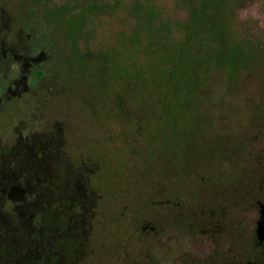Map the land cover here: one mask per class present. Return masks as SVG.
<instances>
[{
    "label": "rangeland",
    "instance_id": "1",
    "mask_svg": "<svg viewBox=\"0 0 264 264\" xmlns=\"http://www.w3.org/2000/svg\"><path fill=\"white\" fill-rule=\"evenodd\" d=\"M147 1L0 0V87L23 42L32 88L0 100V247L30 254L0 264H264V63L217 68L187 3ZM236 6L264 42V0Z\"/></svg>",
    "mask_w": 264,
    "mask_h": 264
},
{
    "label": "trees",
    "instance_id": "2",
    "mask_svg": "<svg viewBox=\"0 0 264 264\" xmlns=\"http://www.w3.org/2000/svg\"><path fill=\"white\" fill-rule=\"evenodd\" d=\"M241 1L243 0H236V2H234V0H178L181 5L187 3V7L189 8L188 20L183 23H176V25H174V28L182 32L181 38L183 40L193 39V41H198L200 43L202 41H205L207 42V45L220 44L222 41H226L223 47L217 52L211 53L209 50L206 49L208 53V55L205 54L206 58L209 61L213 62L217 68L219 67V69H224L222 67H224L225 58H228L229 61L226 68L231 65L235 66V64L240 63L241 58H243L242 62L244 59L247 63L249 61H255L256 59H261L264 63L263 40L253 38L252 35L250 39V34L242 33L239 35L238 33H236L235 29H232L233 27L230 24L231 21L227 20V18H229V15L231 16L234 11L233 9L229 10V8L237 7L236 5H238ZM147 2V7L140 4L143 10L144 7H152L149 4L151 1L149 0ZM155 19L156 14H149L147 16L146 23L149 26H152L154 24ZM188 26H190V28ZM172 29L173 28L167 29L165 27V30L168 32H164L163 27L160 28V30L164 34L170 33ZM202 34H204V36H202ZM237 34L239 36H237ZM196 38H198V40H196ZM202 38L204 40H201ZM197 50L198 49H192V57L196 58L199 55L200 51L198 50V52ZM44 244V242L39 241V244L34 245L36 247H33V249H38L39 247L37 246H41ZM256 246L258 248L259 244L257 243ZM8 247H0L1 259H6L7 261L17 263L19 262V258L22 257L23 261L24 257L28 258L30 256V254L28 255L29 250H27L26 248L22 249L21 252H18L19 249H14L11 252L7 250ZM24 254H26V256H24ZM38 256L41 258H38ZM38 256L34 257L36 262L40 260L41 262H44V264H47L48 261L46 257L48 256V253L43 252L42 254H38ZM27 261H30V259H27Z\"/></svg>",
    "mask_w": 264,
    "mask_h": 264
},
{
    "label": "flooded vegetation",
    "instance_id": "3",
    "mask_svg": "<svg viewBox=\"0 0 264 264\" xmlns=\"http://www.w3.org/2000/svg\"><path fill=\"white\" fill-rule=\"evenodd\" d=\"M21 44L22 45H20V47L22 48V52H20V53H18V55H13V57H11V59L10 60H12V64H14L16 67H17V71H8V73H9V75H11L12 73H13V76L11 75V79L13 78L14 79V75H16L17 77H18V79H17V81H15V80H13L12 79V81H10V83L12 84L11 85V88H9V87H7V89L5 90L4 88H2V87H0V88H2L1 89V92H0V97L2 96H4L5 94H7L8 93V91L10 90H21V91H23V92H26V93H29L30 92V89H32V88H29L28 86H26V85H24V79H25V76L28 74V73H31V70H29V71H26V70H22L21 68H22V63H21V60L20 59H23L24 57H23V54L25 53L24 52V49H23V47H24V43L23 42H21ZM26 54V53H25ZM4 56V55H3ZM4 57H6V56H4ZM4 59H6V58H4ZM3 61V60H2ZM1 61V62H2ZM13 61H14V63H13ZM13 65V66H14ZM20 65H21V68H20ZM12 66V67H13ZM35 73V76H36V78H35V83H37V81H39V79H40V77L42 76V72L41 71H36V72H34ZM33 73V74H34ZM6 75V77H7V79L9 80L10 78L8 77V75L7 74H5ZM15 81V82H14ZM20 82V83H19ZM18 83V84H17ZM23 83V84H22ZM34 83V84H35ZM33 84V85H34ZM33 85H32V87H33ZM28 87V88H27ZM25 88V89H24ZM9 91V92H10ZM15 93V92H14ZM16 95H17V93H15ZM2 97L0 98V100L2 99ZM16 147V146H15ZM15 147L12 149L13 150V152L16 150L15 149ZM12 150L11 151H9L10 153H13L12 152ZM0 152H1V157H0V169H1V167H2V164H3V162L1 163V159H2V155L5 157V156H7V150L6 149H2V147H1V144H0ZM8 152V153H9ZM14 155V154H13ZM10 163H12V161L10 162ZM261 205H263L264 206V204H258V206H259V213H260V206ZM263 210H264V208H263ZM213 213H210V214H212V215H215V212L214 211H212ZM197 214L198 213H195V208H193L192 209V212H191V215L189 216V219L191 220V222H192V227H194V224H195V219H196V216H197ZM201 215H203V214H205V212H204V210H202L201 211V213H200ZM194 222V223H193ZM203 222V221H202ZM218 225H219V220H217V222H216ZM203 224L204 225H208V229L206 230H203L202 231V233H208V231H210V233H211V231H213V232H218L219 231V229H220V225H219V228H217L216 227V224H214L213 222H209V221H206V222H203ZM215 226V227H214ZM191 227V228H192ZM211 227H213V230H209ZM215 228H217L218 229V231H216L215 230ZM214 236V235H213ZM258 244H259V246H258V248L259 249H261L262 251L264 250V242H259L258 241ZM252 263H254V262H252ZM254 264H256V263H254Z\"/></svg>",
    "mask_w": 264,
    "mask_h": 264
},
{
    "label": "water",
    "instance_id": "4",
    "mask_svg": "<svg viewBox=\"0 0 264 264\" xmlns=\"http://www.w3.org/2000/svg\"><path fill=\"white\" fill-rule=\"evenodd\" d=\"M264 206H260L259 219L256 222L255 235L259 242H264ZM246 264H254L252 262H247Z\"/></svg>",
    "mask_w": 264,
    "mask_h": 264
}]
</instances>
